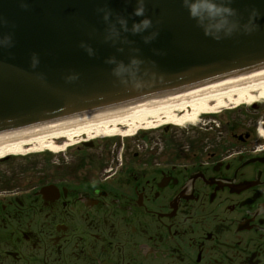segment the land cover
Instances as JSON below:
<instances>
[{
    "label": "flooded vegetation",
    "instance_id": "obj_1",
    "mask_svg": "<svg viewBox=\"0 0 264 264\" xmlns=\"http://www.w3.org/2000/svg\"><path fill=\"white\" fill-rule=\"evenodd\" d=\"M219 112L5 168L0 264H264V102Z\"/></svg>",
    "mask_w": 264,
    "mask_h": 264
},
{
    "label": "water",
    "instance_id": "obj_2",
    "mask_svg": "<svg viewBox=\"0 0 264 264\" xmlns=\"http://www.w3.org/2000/svg\"><path fill=\"white\" fill-rule=\"evenodd\" d=\"M144 6L133 34L137 0H0V137L264 69V0H231L230 34L183 0Z\"/></svg>",
    "mask_w": 264,
    "mask_h": 264
},
{
    "label": "bare ground",
    "instance_id": "obj_3",
    "mask_svg": "<svg viewBox=\"0 0 264 264\" xmlns=\"http://www.w3.org/2000/svg\"><path fill=\"white\" fill-rule=\"evenodd\" d=\"M264 96V69L0 137V159L56 152L58 141L67 146L95 139L133 136L159 127L195 125L201 117L227 107L255 104L251 92Z\"/></svg>",
    "mask_w": 264,
    "mask_h": 264
},
{
    "label": "clouds",
    "instance_id": "obj_4",
    "mask_svg": "<svg viewBox=\"0 0 264 264\" xmlns=\"http://www.w3.org/2000/svg\"><path fill=\"white\" fill-rule=\"evenodd\" d=\"M231 0H225L224 3H218L217 0H183L184 6L187 8L191 18L196 19L198 23L205 25V34L208 35V29H215L219 31L221 29H227L226 34H230L235 25L231 22L230 18L235 16V10L228 7L227 4ZM145 0H137V7L133 11V15L136 17H144L138 23H134L131 28L133 34H140L152 27V21L145 17ZM110 13L104 12L103 19L105 22L110 20ZM255 15V13H253ZM121 29L127 31V21L124 19H118L116 21ZM114 28V26H113ZM152 37H146L145 43L150 42ZM2 43H8V38H5ZM135 62V61H134ZM38 63L36 57H33L32 66L35 67Z\"/></svg>",
    "mask_w": 264,
    "mask_h": 264
},
{
    "label": "rangeland",
    "instance_id": "obj_5",
    "mask_svg": "<svg viewBox=\"0 0 264 264\" xmlns=\"http://www.w3.org/2000/svg\"><path fill=\"white\" fill-rule=\"evenodd\" d=\"M250 95H252L254 97V99L256 100V103L264 102V96H260L258 94V92H256V91L251 92ZM251 105L252 104H250V105L244 104L240 107L246 108V107H249ZM231 107H234V106H231ZM215 115H220V112L216 113ZM205 117H207V116H205ZM174 127L176 129H181V127H176V126H174ZM160 129H161V127L157 128L155 130L146 131V133L149 136H155V135L160 134ZM41 153L43 155H44V153L49 154V155L55 154V152H50V151H45V152H41ZM41 153L37 152V153H30L27 155L10 156L9 158L12 159L11 162L6 161L7 159H9V158H7L6 160H4V162H2L0 164V175H2V173H4L3 171L5 170V168H8V167H23V168H21L23 170H30L34 167H37L38 162H39L38 159H39V157H41L40 155H42Z\"/></svg>",
    "mask_w": 264,
    "mask_h": 264
}]
</instances>
